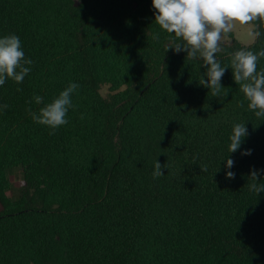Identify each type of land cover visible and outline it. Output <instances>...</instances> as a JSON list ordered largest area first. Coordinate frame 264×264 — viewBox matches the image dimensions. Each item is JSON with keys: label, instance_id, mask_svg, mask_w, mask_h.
<instances>
[{"label": "trees", "instance_id": "16d2710c", "mask_svg": "<svg viewBox=\"0 0 264 264\" xmlns=\"http://www.w3.org/2000/svg\"><path fill=\"white\" fill-rule=\"evenodd\" d=\"M153 13L151 0H0V35L17 34L34 61L0 86V264H264V191L249 189L264 183L250 176L264 169V118L230 67L236 50L264 48V17L247 23L262 33L253 44L221 41L229 68L213 96L202 59L165 51L181 38ZM70 81L68 123L35 122L29 108ZM242 121L251 155L228 154Z\"/></svg>", "mask_w": 264, "mask_h": 264}, {"label": "clouds", "instance_id": "9594fccd", "mask_svg": "<svg viewBox=\"0 0 264 264\" xmlns=\"http://www.w3.org/2000/svg\"><path fill=\"white\" fill-rule=\"evenodd\" d=\"M151 4L154 20L160 28L181 38V42L167 47L165 51L171 47L175 52L186 51L189 58L202 59L204 72L198 83L210 90L213 96L220 95L223 88L222 77L229 68L222 65L215 55L222 50V37L232 30L234 21L246 24L264 17V0H151ZM249 34L254 38L262 35L258 30L250 31ZM154 38H158V35H154ZM260 57H264V48L257 52L241 48L232 54L230 67L234 81L239 83L248 101L247 107L254 111L255 116L264 118V69L257 70ZM33 63L26 56L17 34L0 35V86L9 78L18 84L22 83L32 71ZM79 87L77 82L70 81L50 103L44 104L38 111L29 108L32 119L53 131L66 125L67 113L74 107L72 94ZM222 94L226 96L228 91L225 90ZM32 99L36 104H41L44 100L39 94H34ZM7 107L6 103L0 104V112ZM248 134L245 121L235 122L229 137L228 154L239 150L241 155H251L252 149L242 148ZM223 161L225 176L235 178V172L231 170L235 163L232 157L227 155ZM261 171L264 169L253 168L250 176L258 180V173ZM164 174L161 163L156 159L153 178ZM249 189L259 194L264 191V183H250Z\"/></svg>", "mask_w": 264, "mask_h": 264}, {"label": "rangeland", "instance_id": "374dc122", "mask_svg": "<svg viewBox=\"0 0 264 264\" xmlns=\"http://www.w3.org/2000/svg\"><path fill=\"white\" fill-rule=\"evenodd\" d=\"M250 31H255V26L253 24H240L238 21L233 22V28L230 32L223 35L222 41H231L233 37L241 42L243 45H251L256 41V38L251 36ZM104 96H108L110 94L109 87L104 86L101 90ZM22 178V171L18 168L15 171V175H13L12 179L16 186H20V181Z\"/></svg>", "mask_w": 264, "mask_h": 264}]
</instances>
